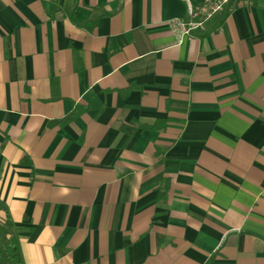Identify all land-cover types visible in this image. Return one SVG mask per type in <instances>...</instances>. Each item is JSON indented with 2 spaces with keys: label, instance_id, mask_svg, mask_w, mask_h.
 Wrapping results in <instances>:
<instances>
[{
  "label": "crops",
  "instance_id": "obj_1",
  "mask_svg": "<svg viewBox=\"0 0 264 264\" xmlns=\"http://www.w3.org/2000/svg\"><path fill=\"white\" fill-rule=\"evenodd\" d=\"M227 11L176 44L183 0H0L22 264H264V0Z\"/></svg>",
  "mask_w": 264,
  "mask_h": 264
},
{
  "label": "built area",
  "instance_id": "obj_2",
  "mask_svg": "<svg viewBox=\"0 0 264 264\" xmlns=\"http://www.w3.org/2000/svg\"><path fill=\"white\" fill-rule=\"evenodd\" d=\"M234 1L237 0H183L185 4L184 16L168 22V27L175 36L176 44H179L183 37H190L194 32L204 30L205 22L208 19L219 16L225 7Z\"/></svg>",
  "mask_w": 264,
  "mask_h": 264
},
{
  "label": "trees",
  "instance_id": "obj_3",
  "mask_svg": "<svg viewBox=\"0 0 264 264\" xmlns=\"http://www.w3.org/2000/svg\"><path fill=\"white\" fill-rule=\"evenodd\" d=\"M231 3H229L223 12V15L221 16V19H223L227 15V10L229 8ZM95 20H93L94 24ZM131 88H128V90ZM81 113V109L79 107H74L71 112H69L66 116H64L63 119L71 120L77 117ZM61 119V120H63ZM58 122V121H56ZM163 124V121L157 120L154 122L151 126H142L143 129L148 130H156L160 128V126ZM120 131L124 133H130L132 129H130L127 126H121ZM0 264H22L21 258L18 250L17 240L14 236L12 224L3 209V207L0 205Z\"/></svg>",
  "mask_w": 264,
  "mask_h": 264
}]
</instances>
